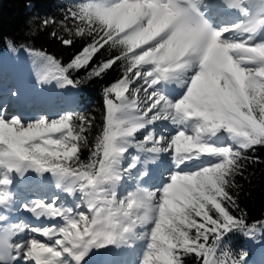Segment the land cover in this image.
I'll use <instances>...</instances> for the list:
<instances>
[{
  "label": "snow or ice",
  "instance_id": "obj_1",
  "mask_svg": "<svg viewBox=\"0 0 264 264\" xmlns=\"http://www.w3.org/2000/svg\"><path fill=\"white\" fill-rule=\"evenodd\" d=\"M213 8L229 22L215 23ZM67 19L74 24L66 32L92 40L66 66L28 49L37 83L75 87L70 71L88 68L106 48L117 54L88 78L118 63L122 75L104 89L103 125L91 146L93 118L25 120L8 115L0 99V264H87L94 251L138 243L139 264H186L188 257L243 264L222 245L233 231L264 233V221L249 225L234 214L233 192L245 162H257L250 153L264 148V0H87ZM10 96L19 98L15 90ZM165 159L167 178L148 185L149 166ZM17 178L43 193L19 209ZM126 178L135 184L122 194ZM13 211L35 223L12 222L5 213Z\"/></svg>",
  "mask_w": 264,
  "mask_h": 264
},
{
  "label": "trees",
  "instance_id": "obj_2",
  "mask_svg": "<svg viewBox=\"0 0 264 264\" xmlns=\"http://www.w3.org/2000/svg\"><path fill=\"white\" fill-rule=\"evenodd\" d=\"M76 6V0H0V53L9 48L11 41L14 48L43 51L66 66L92 40L88 36H66L68 32L64 30V25L73 22L67 17ZM44 20L49 21L47 27L42 23ZM53 32L56 36L52 35ZM62 37L71 38L73 44L65 46L61 41ZM116 54V50L106 48L88 68L69 73L70 78L78 82L73 88L80 92L76 113L94 119V126L88 134L90 146L103 125L104 89L121 77L123 69L118 63L101 77L91 79L88 78V72L101 60ZM250 155L257 162H245L243 175L237 177L238 187L233 190L240 205V209L234 210V214H245L249 225L264 221V148H257ZM88 157L89 151L85 149L81 153V159L87 161ZM245 236L242 232L233 231L224 238L222 248L229 254L228 259L239 260L241 256L244 259L246 255L243 254H249ZM186 264H196V258L188 257Z\"/></svg>",
  "mask_w": 264,
  "mask_h": 264
},
{
  "label": "bare ground",
  "instance_id": "obj_3",
  "mask_svg": "<svg viewBox=\"0 0 264 264\" xmlns=\"http://www.w3.org/2000/svg\"><path fill=\"white\" fill-rule=\"evenodd\" d=\"M209 4L214 5L215 0H209ZM215 13L216 10L213 8L212 14L214 16L215 23L222 24L229 22L230 18L224 13L219 12L216 15ZM36 71L37 69L33 63V58L29 55V52L27 50L15 49L14 51L13 48H9L3 53H0V87L5 90V94L0 95V99H2L5 103V106H7L8 115H20L25 120L35 116L36 114L50 115L52 118H54L60 113V111L63 113L66 110V106H64L65 104L55 105L51 100L52 95H49L48 93L52 89L55 91L57 87L59 94L55 96V101H57L58 103L59 101L66 100L64 99V96H69L70 88H60L55 81H52L48 84H43L42 88L37 83ZM25 72H27L29 75L30 84H26L23 93H18L17 91L19 98L11 97L10 91L15 90L12 74H14V77H21L22 73ZM167 91L169 92V94H172L170 93L172 91L171 86H168ZM59 95H61V97ZM162 127V125L157 127L158 133L162 129ZM128 155H131V152H129ZM162 168L168 175L170 163L167 159L164 160L160 168H150L151 177L147 181L148 184L158 185L163 182L164 179L160 175ZM139 171L141 170L137 169L135 172L137 173ZM51 192H53V190ZM14 193L18 195V197L16 196L15 198H17V201H19L20 203L21 201H24L26 199L28 193H32L35 196L37 195L36 193H38L39 195L43 194L36 191L34 187L27 185L20 180H18V182H15ZM61 196L62 199H65L63 197V194H61ZM18 199H20L21 201ZM68 205L70 204L68 203ZM261 238L262 240H260ZM250 240L254 245L253 250L255 255L253 258V262H251L254 264H262V262L264 261V233L262 235H252L250 236ZM259 241V245L256 246L254 243H258ZM125 251L126 250L123 247L119 249L109 248L108 250L94 251L89 255V257L86 258L87 264H135L136 260H130L132 257H128V261H124L127 258V256H124ZM97 253H100L99 256L93 257L94 254ZM113 257L116 259L115 262H112Z\"/></svg>",
  "mask_w": 264,
  "mask_h": 264
},
{
  "label": "rangeland",
  "instance_id": "obj_4",
  "mask_svg": "<svg viewBox=\"0 0 264 264\" xmlns=\"http://www.w3.org/2000/svg\"><path fill=\"white\" fill-rule=\"evenodd\" d=\"M81 2H87V0H76V5L78 4V3H81ZM205 2L206 3H209V0H205ZM221 23V22H220ZM73 24H74V22H72V23H70L69 25H64L65 27L67 26V27H72L73 26ZM66 36H69V37H72V36H74V35H70L69 33H67V35ZM68 88H70V94H69V96H64V99H66V100H64V106H66V110L62 113L61 111H60V113L59 114H66V113H72V114H77L76 113V111H75V109H76V107H77V105H76V100H77V96H78V98H79V94H80V92L78 91V90H75L74 88H72L71 86H69ZM171 88H172V91L170 92V93H172V95H175V94H178L179 93V91L180 90H178V89H175V87L174 86H171ZM0 89H1V87H0ZM65 89V88H64ZM60 97H61V95H59ZM72 102L73 104H71V105H67L66 104V102ZM54 102V104L55 105H58L55 101H53ZM10 115H13V114H10ZM39 116H41V115H35V116H33V117H31V118H28V119H26V120H30V119H34V118H36V117H39ZM47 116H49V117H51L50 115H47ZM142 135H143V133H140V134H138V139L139 138H142ZM129 152H131V155H135V149H130V151ZM131 155H129V156H131ZM164 162V160L163 161H161L160 163H158L159 165L160 164H162ZM157 164V165H158ZM162 171L160 172V175L163 177V179H166L167 178V173L165 172V170L162 168L161 169ZM135 173H133V176H135L134 175ZM148 185H150V184H148ZM134 186V179H127L126 178V180H125V182H124V188H122L121 189V193L123 194V191L125 190V189H128V188H131V187H133ZM151 186V185H150ZM53 190V192H51ZM56 192V190L55 189H53V188H49L48 190H47V195L48 196H51V195H53L54 193ZM37 195L35 196V197H33V198H36L37 196H39V194L38 193H36ZM61 195V194H60ZM65 200H66V203L68 204H70L69 206H74V204H75V200L73 199V198H65ZM256 235L257 234H259V235H262L263 233H261V232H256L255 233ZM245 238H246V243H247V245H248V248H249V251L251 252V255L254 253V245H253V243H252V241L250 240V236H245ZM260 240H262V238L260 239ZM257 242V241H256ZM254 243L256 246L257 245H259V243H260V241L258 242V243ZM263 242V241H262ZM139 245H140V248H138L139 247ZM126 251H125V253H131V254H133V256H134V260H136V262H135V264H139V260H140V257H141V255H142V252H143V245L142 244H136L135 246H133V247H123ZM138 248V249H137ZM136 249V251H134ZM249 259V258H248ZM248 259H245V261H244V264H252V263H248ZM263 264V263H262Z\"/></svg>",
  "mask_w": 264,
  "mask_h": 264
},
{
  "label": "clouds",
  "instance_id": "obj_5",
  "mask_svg": "<svg viewBox=\"0 0 264 264\" xmlns=\"http://www.w3.org/2000/svg\"><path fill=\"white\" fill-rule=\"evenodd\" d=\"M243 255H247V253H244ZM241 259H243V256H241Z\"/></svg>",
  "mask_w": 264,
  "mask_h": 264
}]
</instances>
